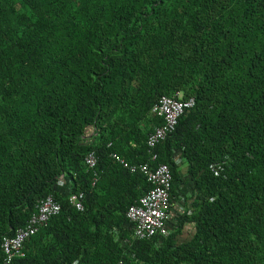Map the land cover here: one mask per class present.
<instances>
[{"label": "trees", "instance_id": "1", "mask_svg": "<svg viewBox=\"0 0 264 264\" xmlns=\"http://www.w3.org/2000/svg\"><path fill=\"white\" fill-rule=\"evenodd\" d=\"M176 93L194 106L151 165L190 204L134 240L150 187L110 154L149 162L150 108ZM48 195L58 214L11 264H264V0H0V242Z\"/></svg>", "mask_w": 264, "mask_h": 264}, {"label": "built area", "instance_id": "2", "mask_svg": "<svg viewBox=\"0 0 264 264\" xmlns=\"http://www.w3.org/2000/svg\"><path fill=\"white\" fill-rule=\"evenodd\" d=\"M194 106V99L180 98L178 93L173 96H160L150 108L152 116L161 120V124L155 126L146 136L145 145L150 153L149 162L143 164H129L116 154H110V158L129 174H140L149 185V190L129 205L125 211V218L131 227V238L134 240H150L153 237L166 238L169 234V191L171 187V174L164 164L151 165L156 161V155L152 150L170 135L184 111ZM83 164L88 170L96 165L93 152L87 153L83 158ZM81 193L68 196L69 204L77 211L82 210ZM32 214L22 228H18L12 236L2 237L0 249L2 251L1 264H11L15 258L23 256L22 246L31 236L40 229L46 227L48 221L59 212L58 203L48 195L39 200Z\"/></svg>", "mask_w": 264, "mask_h": 264}, {"label": "crops", "instance_id": "3", "mask_svg": "<svg viewBox=\"0 0 264 264\" xmlns=\"http://www.w3.org/2000/svg\"><path fill=\"white\" fill-rule=\"evenodd\" d=\"M184 165L181 163L179 165L180 171L184 172ZM181 173V174H182ZM183 178V176H182ZM186 178V177H185ZM184 178V179H185ZM175 196L170 200V209H169V221L167 222L168 226L172 229L174 218L178 217L182 212H184L185 208L189 207L188 198L191 193V187L189 183H177L174 189ZM186 199V200H185ZM183 229H187L188 226L182 227Z\"/></svg>", "mask_w": 264, "mask_h": 264}]
</instances>
